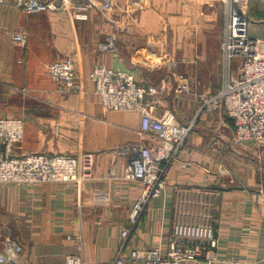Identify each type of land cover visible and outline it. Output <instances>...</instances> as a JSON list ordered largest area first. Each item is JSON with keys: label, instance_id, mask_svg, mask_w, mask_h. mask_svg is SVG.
<instances>
[{"label": "crops", "instance_id": "obj_1", "mask_svg": "<svg viewBox=\"0 0 264 264\" xmlns=\"http://www.w3.org/2000/svg\"><path fill=\"white\" fill-rule=\"evenodd\" d=\"M16 1L0 5V117L24 121V137L14 154L93 152L95 163L83 180L0 183V224L24 247L22 259L9 264H65L68 254H79L83 264H106L120 251H165L178 185L217 192L213 264H264V149L236 142L234 123L222 110L201 108L203 94L217 92L228 73L238 72L236 66L227 69L220 47L225 3L114 0L116 8L105 14L101 0H69L66 9L25 14ZM78 4L89 6L86 18L75 15ZM257 13L264 15L260 8L252 15ZM261 23L264 18L251 17L249 33L264 41ZM19 29L29 34L25 45L12 40ZM112 36L117 49L102 51L99 44ZM167 53L180 56L175 71L163 63ZM67 57L82 83L79 92L62 93L46 70V64ZM98 65L128 71L139 84L155 86L157 93H147L145 100H155L157 117L174 111L179 121L193 122L167 166V188L150 200L127 240L121 231L133 226L130 213L143 186L124 180L130 156L116 149L141 140V113L103 107L90 79ZM178 74L188 76V91L179 92Z\"/></svg>", "mask_w": 264, "mask_h": 264}, {"label": "built area", "instance_id": "obj_2", "mask_svg": "<svg viewBox=\"0 0 264 264\" xmlns=\"http://www.w3.org/2000/svg\"><path fill=\"white\" fill-rule=\"evenodd\" d=\"M69 0H17L26 14L66 9ZM95 4V0H90ZM227 2L222 51L227 69L237 67L235 75L224 79L221 89L204 99L209 108H219L234 123L235 141L251 142L264 149V41L249 33L248 9L250 0ZM4 0H0V5ZM114 0H101L100 6L109 11ZM86 4L75 5V15L86 18ZM12 40L25 45L29 34L19 29ZM102 51L117 49L115 37L101 42ZM238 57L242 60L239 61ZM163 63L170 71L178 67L176 58L167 53ZM50 77L60 91L75 93L82 90L76 66L71 57L46 64ZM179 92L190 89L188 76L178 74ZM90 79L107 110H137L141 113V140L119 145V155H129L124 180L138 181L143 189L130 213L132 227H125L121 236L127 240L152 198L160 197L168 186L167 166L177 157L188 138L193 122H181L174 111L162 117L154 113V102L145 100L147 93L156 94L155 86L139 84L133 74L107 66H95ZM24 121L18 117H0V183L17 185L63 183L83 180L90 176L95 154L29 153L16 156L14 147L23 140ZM211 187L178 185L175 187V221L165 251L160 247L120 251L114 261L106 264H213L217 260L218 236L215 228V196ZM1 218V213H0ZM24 247L13 231L0 224V264L22 259ZM65 264H83L79 254H68Z\"/></svg>", "mask_w": 264, "mask_h": 264}, {"label": "rangeland", "instance_id": "obj_3", "mask_svg": "<svg viewBox=\"0 0 264 264\" xmlns=\"http://www.w3.org/2000/svg\"><path fill=\"white\" fill-rule=\"evenodd\" d=\"M222 2H224L225 3V6H226V10H227V8H228V5H227V2H225L224 0H222ZM115 7V4L113 5V8L111 9V10H109V11H103L105 14L107 13V14H110V13H112L113 11H114V9L116 8H114ZM203 8H204V6H203ZM258 8H260L263 12H264V0H250V3H249V9L251 10V12L253 13L254 12V10H256V9H258ZM249 9H248V12H247V15H248V13H249ZM128 9H127V7H126V11H127ZM22 11V10H21ZM49 11V10H48ZM23 12V11H22ZM86 12V11H85ZM23 13H25V12H23ZM38 13H40V12H38ZM252 13H251V17L252 18H254V19H256V20H259L260 18H264V15H263V17H261V14H259V13H257V15H252ZM26 14V13H25ZM249 15H250V13H249ZM260 16V17H259ZM250 16H248V19L250 20V18H251ZM226 22V21H225ZM259 28H260V30H262V34L264 35V23H261V25L259 26ZM222 41H223V39H222ZM222 41H221V44H220V47L222 46ZM221 49H222V47H221ZM175 56V58H176V55H174ZM179 55H178V57L176 58V60L178 61V63L179 62H181L180 61V59H179ZM238 60L239 61H241L242 60V58L241 57H238ZM223 73V72H222ZM222 82H223V80H222ZM222 87V86H221ZM221 89V88H220ZM219 89V90H220ZM218 90V91H219ZM217 91V92H218ZM62 92V91H61ZM217 92H214V93H208V94H203L202 95V105H201V108L203 109V111H208V112H214V111H219L220 109L219 108H214V107H212V108H209L207 105H205V103H204V99H206L207 98V96H209L210 94H215V93H217ZM28 93H30V92H27L26 94H28ZM62 93H64V92H62ZM12 117H14V116H12ZM186 122H188V121H186ZM190 122V121H189ZM233 136V138L235 137V132H233V134H232ZM24 137V136H23ZM231 137V138H232ZM19 143V142H18ZM239 143V142H238ZM242 144L243 143H247V142H241ZM240 143V144H241ZM251 142H249V144H250ZM251 146H253V147H255V145H253V143H251L250 144Z\"/></svg>", "mask_w": 264, "mask_h": 264}]
</instances>
